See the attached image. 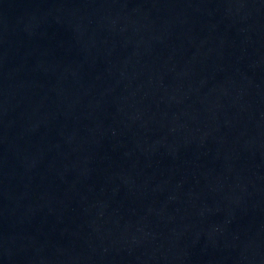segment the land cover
Instances as JSON below:
<instances>
[{"label": "water", "instance_id": "obj_1", "mask_svg": "<svg viewBox=\"0 0 264 264\" xmlns=\"http://www.w3.org/2000/svg\"><path fill=\"white\" fill-rule=\"evenodd\" d=\"M0 264H264V0H0Z\"/></svg>", "mask_w": 264, "mask_h": 264}]
</instances>
